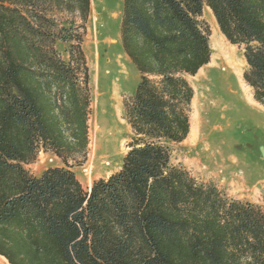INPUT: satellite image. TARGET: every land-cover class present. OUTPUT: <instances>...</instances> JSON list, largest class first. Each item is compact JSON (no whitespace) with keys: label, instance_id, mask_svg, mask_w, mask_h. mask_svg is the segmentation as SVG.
Masks as SVG:
<instances>
[{"label":"trees","instance_id":"16d2710c","mask_svg":"<svg viewBox=\"0 0 264 264\" xmlns=\"http://www.w3.org/2000/svg\"><path fill=\"white\" fill-rule=\"evenodd\" d=\"M90 0H0V256L9 264H264V209L171 162L211 56L208 7L242 48L264 106V0H122L120 43L138 72L120 167L85 189ZM80 20V23L77 22ZM62 45V49L58 45ZM40 150L63 163L25 168Z\"/></svg>","mask_w":264,"mask_h":264},{"label":"rangeland","instance_id":"374dc122","mask_svg":"<svg viewBox=\"0 0 264 264\" xmlns=\"http://www.w3.org/2000/svg\"><path fill=\"white\" fill-rule=\"evenodd\" d=\"M90 2L89 15L84 28L80 29L83 34L81 46L85 57L86 50L92 53L94 60L97 46L101 56L97 82L95 69L89 68L86 58L91 97L86 158L80 165L69 162L85 189L93 180L106 178L120 167L131 134L124 118V101L130 98L138 81V72L120 43L122 0ZM203 8L201 19L209 28L210 38L212 18L208 7ZM77 22L80 23V20ZM96 38L99 39L97 45L94 42ZM86 42L89 46H85ZM224 47L235 54L242 75L246 67L242 48L226 39ZM58 48L61 50L62 45L59 44ZM201 71L187 76L190 85L197 89L196 112L200 135L198 141H188L186 137L182 142L173 144L171 162L184 166L200 181H212L227 196L259 204L264 209V153L261 149L264 147V106L253 100L251 89L243 80H239L241 89L252 97L250 104L253 108L241 100L235 88L236 81L234 77H229L228 72L220 68L212 69L208 81H197ZM114 87L117 88L116 95L112 94ZM229 87L232 90H228ZM193 93L194 96V89ZM193 103L192 98L189 121L195 111ZM62 165L54 154L40 150L25 168L38 175L47 167Z\"/></svg>","mask_w":264,"mask_h":264},{"label":"bare ground","instance_id":"6f19581e","mask_svg":"<svg viewBox=\"0 0 264 264\" xmlns=\"http://www.w3.org/2000/svg\"><path fill=\"white\" fill-rule=\"evenodd\" d=\"M208 12L210 13L211 18H212L211 23H210L211 35L209 38V43L211 45L210 47L212 50V53H211L212 56H211V60H209V62L203 66L205 68L201 67L199 69V71L200 70H202V71H201V74L196 78V80L199 81L200 79H204V80L208 81L207 77H208V75H210V71L212 69L219 70V68H220L221 71L228 72L229 77L230 76L234 77V79L236 81V87L235 88H236V91L238 92L239 97L248 107L253 108L252 105L250 104V102L252 101V97H251L252 95L250 96L249 94H247L248 92H245L241 89V84H240L239 80H243V78H242L241 71H240V66H239L240 64L238 65V63L236 62L235 54L233 52L225 50V47H224V39L225 38L221 34V32L219 31V28L216 24L215 18H214L213 14L209 8H208ZM94 42L96 45L99 44V39L98 38L94 39ZM113 43H115L114 40H113ZM85 46H89V42H86ZM85 52H86V58H87L89 68L91 70L95 69L94 77H95V82H97L98 70H99L98 64L100 62V56H101L100 52H99V48L97 46V48L95 50V54H94L95 55V59H94L95 61L92 58L91 52H89V51L87 52L86 50H85ZM120 59H121V57H119V60ZM214 63H216V64H214ZM221 64H224V65L222 66ZM243 65H244V63H243ZM210 79H211V77H210ZM227 79H228V77H227ZM192 88L195 90V95L193 96V102H194L193 104H195V109H193V111L194 110L195 111H194V113H192V116L190 117V127H189V132H188L187 138H188V141H198V138L200 135V126L198 124V122H199L198 121V113L196 112L197 105H198V102H197L198 97L196 95V91H197L196 87H192ZM228 90H232V87H229ZM116 93H117V88L114 87L112 94L116 95ZM200 97H202V96H200ZM255 106H257V105H255ZM191 145H193V144L191 143ZM261 149H262V152L264 153V147H262ZM261 158H260V160H261ZM0 264H9V263H8V261H6V259L4 257L0 256Z\"/></svg>","mask_w":264,"mask_h":264},{"label":"crops","instance_id":"0c3cea01","mask_svg":"<svg viewBox=\"0 0 264 264\" xmlns=\"http://www.w3.org/2000/svg\"><path fill=\"white\" fill-rule=\"evenodd\" d=\"M90 187V186H89Z\"/></svg>","mask_w":264,"mask_h":264}]
</instances>
